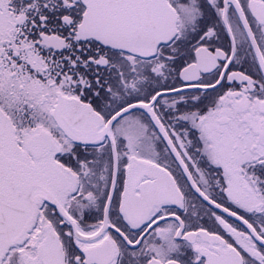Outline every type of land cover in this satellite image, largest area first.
Returning <instances> with one entry per match:
<instances>
[{
	"label": "snow or ice",
	"instance_id": "6c2138e0",
	"mask_svg": "<svg viewBox=\"0 0 264 264\" xmlns=\"http://www.w3.org/2000/svg\"><path fill=\"white\" fill-rule=\"evenodd\" d=\"M0 264H264V0H0Z\"/></svg>",
	"mask_w": 264,
	"mask_h": 264
}]
</instances>
